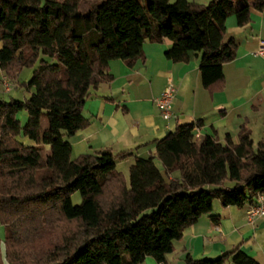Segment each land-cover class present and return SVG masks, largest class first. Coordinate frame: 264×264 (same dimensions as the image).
Listing matches in <instances>:
<instances>
[{
	"label": "trees",
	"instance_id": "obj_1",
	"mask_svg": "<svg viewBox=\"0 0 264 264\" xmlns=\"http://www.w3.org/2000/svg\"><path fill=\"white\" fill-rule=\"evenodd\" d=\"M251 7L261 12L264 0H0V71L14 80L32 69L19 85L27 98L0 99V264H26L21 235L52 217L66 223L49 253L60 258L52 264H142L147 257L165 264L174 242L203 215L219 223L215 201L223 208L257 205L264 139L255 143L246 125L236 141L226 134L223 142L198 141L200 121L177 125L153 141L156 156L147 159L104 150L71 160L69 142L90 124L83 113L90 89L113 80L109 62L132 67L144 60L145 43L169 40L165 58L173 63L200 53L203 88L210 95L219 90L222 67L237 48L233 39L223 41L225 21L235 16L245 26ZM18 113L27 117L24 126ZM132 157L125 179L116 164ZM226 182L234 186L224 188ZM75 193L80 204L72 202ZM229 261L259 264L241 245L215 258L186 255L183 264Z\"/></svg>",
	"mask_w": 264,
	"mask_h": 264
},
{
	"label": "crops",
	"instance_id": "obj_2",
	"mask_svg": "<svg viewBox=\"0 0 264 264\" xmlns=\"http://www.w3.org/2000/svg\"><path fill=\"white\" fill-rule=\"evenodd\" d=\"M189 1L206 5L211 0ZM237 4L239 6L240 2ZM249 4L252 5V0ZM229 39L237 46L235 58L223 65L221 87L212 95L201 83V54L191 53L186 63L168 61L165 53L171 42L167 39L162 43L143 44L144 60H138L132 67L120 60L110 61L109 74L113 80L90 89L83 110L90 124L69 139L71 157L73 154L76 158L94 155L104 150L113 154L132 150L140 159L155 157L154 140L163 138L177 125L195 121L201 122L193 132L198 141L204 136H214L223 142L226 134L236 141L241 125L250 129L252 139L254 133H259V140L264 139V61L255 54L264 43V9L258 12L251 7L245 26H239L235 16L227 18L223 41ZM169 81L176 91L172 116L167 120L153 101ZM17 119L21 126L27 122L21 114ZM135 157L116 164L125 179ZM154 162L163 172L158 160ZM178 177V173H173L170 178ZM246 209V205L223 208L215 201L213 213L219 215V223L214 225L208 215H203L174 242V251L165 257V264H183L186 255L195 259L215 258L239 245L244 253L264 264V217L249 224Z\"/></svg>",
	"mask_w": 264,
	"mask_h": 264
},
{
	"label": "rangeland",
	"instance_id": "obj_3",
	"mask_svg": "<svg viewBox=\"0 0 264 264\" xmlns=\"http://www.w3.org/2000/svg\"><path fill=\"white\" fill-rule=\"evenodd\" d=\"M174 1V0H172ZM32 74V69H23L20 74L14 80H9L6 77H3L0 71V99L8 101L10 99L14 100H23L27 96V92L24 88L19 87L22 83H27ZM21 113H18L20 115ZM22 115V114H21ZM27 120V117L24 115ZM43 127L46 126V120H42ZM254 142L259 141V133L253 134ZM262 140V139H260ZM18 141L25 144L31 145L32 143L23 138L22 136L18 138ZM77 149H74L76 153ZM48 152V147H46ZM73 154V153H72ZM77 155L73 154L71 160L75 159ZM234 184L231 182H226L224 188H231ZM80 196L78 193H75L72 196L73 204H80ZM107 203L101 201L102 206H107ZM65 221L59 217H52L45 224L38 226L36 230L26 231L21 235L19 239V250L24 254L26 264H52L55 261H58L60 258L58 256L50 255L51 248L53 245H56L60 241L62 234V229L65 226ZM20 238V237H19ZM0 240H1V249L4 253V228L0 224ZM143 264H155L153 260L149 257L145 260Z\"/></svg>",
	"mask_w": 264,
	"mask_h": 264
},
{
	"label": "built area",
	"instance_id": "obj_4",
	"mask_svg": "<svg viewBox=\"0 0 264 264\" xmlns=\"http://www.w3.org/2000/svg\"><path fill=\"white\" fill-rule=\"evenodd\" d=\"M256 55L262 57L264 61V43H261ZM176 88L174 84L169 81L164 88L162 94L153 101L154 107L159 111L164 119H170L172 116L171 108L172 101L175 96ZM246 220L247 223L252 224L258 218L264 217V193L258 196V203L256 206H248L246 209Z\"/></svg>",
	"mask_w": 264,
	"mask_h": 264
}]
</instances>
